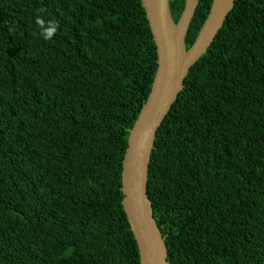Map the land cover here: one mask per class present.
Here are the masks:
<instances>
[{
  "label": "trees",
  "instance_id": "trees-1",
  "mask_svg": "<svg viewBox=\"0 0 264 264\" xmlns=\"http://www.w3.org/2000/svg\"><path fill=\"white\" fill-rule=\"evenodd\" d=\"M156 70L141 0H0V264H141L122 160ZM147 195L171 264H264V0H234L190 67Z\"/></svg>",
  "mask_w": 264,
  "mask_h": 264
},
{
  "label": "water",
  "instance_id": "water-1",
  "mask_svg": "<svg viewBox=\"0 0 264 264\" xmlns=\"http://www.w3.org/2000/svg\"><path fill=\"white\" fill-rule=\"evenodd\" d=\"M157 50L151 91L128 136L122 160V204L136 239L141 264H171L147 195L150 155L158 127L183 87L190 67L206 51L233 7L234 0H213L190 48L185 35L198 0H186L177 22L169 0H141Z\"/></svg>",
  "mask_w": 264,
  "mask_h": 264
},
{
  "label": "clouds",
  "instance_id": "clouds-1",
  "mask_svg": "<svg viewBox=\"0 0 264 264\" xmlns=\"http://www.w3.org/2000/svg\"><path fill=\"white\" fill-rule=\"evenodd\" d=\"M43 11V9H41ZM37 24L41 27V35L45 40H51L54 34L57 32L58 24L55 22L49 21L47 26H45V21L43 19H37Z\"/></svg>",
  "mask_w": 264,
  "mask_h": 264
}]
</instances>
